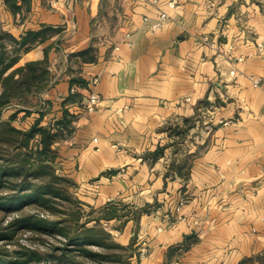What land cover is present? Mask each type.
<instances>
[{
	"label": "crops",
	"instance_id": "crops-1",
	"mask_svg": "<svg viewBox=\"0 0 264 264\" xmlns=\"http://www.w3.org/2000/svg\"><path fill=\"white\" fill-rule=\"evenodd\" d=\"M176 1L28 0L15 14L0 0V27L17 37L61 29L15 65L47 56L55 78L16 124L72 114L59 170L86 207L118 206L103 221L135 242L134 264H264V0Z\"/></svg>",
	"mask_w": 264,
	"mask_h": 264
},
{
	"label": "trees",
	"instance_id": "trees-1",
	"mask_svg": "<svg viewBox=\"0 0 264 264\" xmlns=\"http://www.w3.org/2000/svg\"><path fill=\"white\" fill-rule=\"evenodd\" d=\"M4 3L17 14L28 0H4ZM57 30L61 31L43 26L17 37L0 27V210L16 213L12 220L0 226V241L8 245L15 243L19 230L27 229L38 235L61 236L66 243L64 247L53 246L46 258V253L25 244L13 248L0 245V264H52L51 260L63 264H134L132 257L138 253L135 242L119 243L103 222L115 217L118 206L108 204L100 210L84 211V203L71 191L75 182L59 170L56 144L71 132L72 114L65 110L61 119L45 126L41 124L45 112L38 110L40 116L30 127L16 124L39 109L44 101L42 93L51 87L55 78L47 56L22 66L15 65L25 52L45 42ZM88 53L76 55L93 59ZM75 81L86 85L80 77ZM10 108L13 112L5 118ZM165 130L170 135L183 136L189 127L166 124ZM163 152L164 148L159 147L154 154ZM26 207L55 214L61 211V214L49 218L26 212ZM196 239L195 234L187 235L183 244L174 250L188 248Z\"/></svg>",
	"mask_w": 264,
	"mask_h": 264
},
{
	"label": "rangeland",
	"instance_id": "rangeland-1",
	"mask_svg": "<svg viewBox=\"0 0 264 264\" xmlns=\"http://www.w3.org/2000/svg\"><path fill=\"white\" fill-rule=\"evenodd\" d=\"M37 100L32 99V102ZM13 108H10L12 110ZM26 212H36L44 215L45 217L49 218H57L60 216L61 211L55 213H51L45 209H35L32 207H26L24 209ZM91 209L89 207H84V211H90ZM14 212V211H13ZM13 212H4L0 210V226L7 224L9 220H12V218L16 215V213ZM104 222V221H103ZM106 223V222H105ZM107 224V223H106ZM15 243H11L8 245L5 241H0V245H7L10 248L16 247L18 244H25L30 247L39 249L41 252L46 253L45 258L48 254H50L52 251L53 246H60L64 247L66 240L58 235H51L45 233L44 235H38L36 233H33L27 229H20L17 235L15 236ZM137 248V246H135ZM134 252V251H133ZM141 257H143L145 254H142V249H140ZM133 262L135 261V255L132 257ZM52 264H63L59 260L55 261H49Z\"/></svg>",
	"mask_w": 264,
	"mask_h": 264
},
{
	"label": "built area",
	"instance_id": "built-area-1",
	"mask_svg": "<svg viewBox=\"0 0 264 264\" xmlns=\"http://www.w3.org/2000/svg\"><path fill=\"white\" fill-rule=\"evenodd\" d=\"M66 1H70V0H66ZM157 1V0H156ZM157 3V2H155ZM170 5L172 7H175L177 5V1L176 0H171ZM169 18V14L166 11H161L159 17L153 22L151 29L153 32H156L159 28H161L165 22V20H167ZM147 19V18H146ZM231 73L234 75L236 74L235 70H232ZM256 81V80H255ZM94 82H97V79H94ZM187 99H191V97H188ZM100 103V96L97 92H92L88 98H87V102L84 106L85 112H93L97 109L98 104ZM183 205V201L180 202L179 206L177 209H180L181 206ZM146 250L143 249L142 250V254H145Z\"/></svg>",
	"mask_w": 264,
	"mask_h": 264
}]
</instances>
